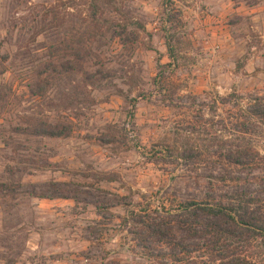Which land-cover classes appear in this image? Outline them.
Returning a JSON list of instances; mask_svg holds the SVG:
<instances>
[{
    "label": "rangeland",
    "instance_id": "obj_1",
    "mask_svg": "<svg viewBox=\"0 0 264 264\" xmlns=\"http://www.w3.org/2000/svg\"><path fill=\"white\" fill-rule=\"evenodd\" d=\"M0 63V264H208L133 220L223 194V100L264 97V0H0Z\"/></svg>",
    "mask_w": 264,
    "mask_h": 264
},
{
    "label": "trees",
    "instance_id": "obj_2",
    "mask_svg": "<svg viewBox=\"0 0 264 264\" xmlns=\"http://www.w3.org/2000/svg\"><path fill=\"white\" fill-rule=\"evenodd\" d=\"M74 58L80 60L81 55L76 54ZM3 64L0 63V76L6 72ZM61 68L48 66L38 71L35 96L41 97L48 86L47 80L40 76L46 72L60 74ZM72 71L87 73L80 65L64 67V72ZM95 74L96 71L92 76ZM99 75L100 72L96 74ZM228 101H234L237 114L233 122L229 119V125H224V131L240 145L225 150L218 174L213 183L210 182L211 188L225 187L223 194L213 197L211 202L182 203L175 211L173 224L161 222L148 226L140 223L138 216L133 220L143 226L144 241L153 238L170 252L164 255L165 258L171 256L168 260L182 263L178 256L189 254L182 243L176 241L173 232L178 230L196 243L190 254H199L208 264H264V153L252 144L253 139L264 137V97L243 98L233 94L223 100L224 104ZM40 135L60 139L68 137L69 133L46 127Z\"/></svg>",
    "mask_w": 264,
    "mask_h": 264
}]
</instances>
